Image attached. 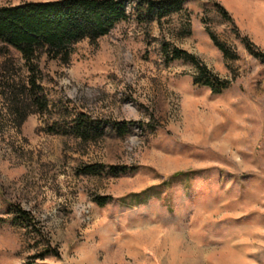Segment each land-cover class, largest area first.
I'll list each match as a JSON object with an SVG mask.
<instances>
[{"label":"rangeland","instance_id":"rangeland-1","mask_svg":"<svg viewBox=\"0 0 264 264\" xmlns=\"http://www.w3.org/2000/svg\"><path fill=\"white\" fill-rule=\"evenodd\" d=\"M26 1L38 0L0 4ZM136 8L74 43L68 62L37 53L48 110L21 126L3 85L29 70L0 39V264H264V58L247 47L264 52V0H186L152 20ZM167 42L229 87L197 83L199 66L168 61ZM80 110L105 121L97 141L48 131ZM93 163L128 169L78 172ZM177 171L191 173L169 180ZM17 204L34 223L15 218Z\"/></svg>","mask_w":264,"mask_h":264},{"label":"trees","instance_id":"trees-1","mask_svg":"<svg viewBox=\"0 0 264 264\" xmlns=\"http://www.w3.org/2000/svg\"><path fill=\"white\" fill-rule=\"evenodd\" d=\"M186 0H38L17 4H0V39L12 45L23 54L29 74L26 79H5L3 85L10 115L17 126H21L31 113H44L48 110V101L40 75L38 74L39 51H45L51 57L68 62L71 46L89 38L94 42L105 35L113 25L129 17L128 4L136 3V14L140 19L147 17L162 18L183 7ZM219 5V3H217ZM220 6V5H219ZM221 9L224 10L222 6ZM225 13H227L224 10ZM215 44L228 53L225 44L212 35ZM247 47L254 54L264 58V52L257 50L253 44ZM163 51L168 61L184 59L199 66L200 73L195 81L209 86L213 92L220 93L229 87L231 81L221 79L213 74L200 58L185 48L164 43ZM120 134L127 129L129 121L115 122ZM48 131L72 135L83 142L97 141L104 134L105 121L80 110L68 121L57 120L48 124ZM128 166L102 163L86 164L79 167L83 174H101L109 171L119 174L127 171ZM190 171H177L169 180L180 176H189ZM150 188L129 194L131 199L142 201ZM109 195H98L95 201L103 205ZM125 197V199H127ZM15 218L34 223L33 215L20 205H14ZM44 256L45 254H41Z\"/></svg>","mask_w":264,"mask_h":264}]
</instances>
